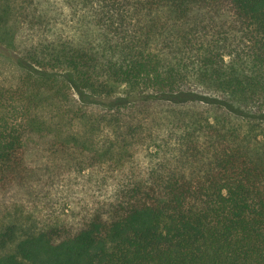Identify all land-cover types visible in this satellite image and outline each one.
<instances>
[{
  "label": "trees",
  "instance_id": "16d2710c",
  "mask_svg": "<svg viewBox=\"0 0 264 264\" xmlns=\"http://www.w3.org/2000/svg\"><path fill=\"white\" fill-rule=\"evenodd\" d=\"M65 2L72 31L38 39L0 0V43L46 74L51 99L62 74L93 99L129 94L78 112L110 136L102 149L0 87V200L44 198L115 148L145 147L149 167L78 227L0 222V264H264V0ZM201 90L215 99L190 103Z\"/></svg>",
  "mask_w": 264,
  "mask_h": 264
},
{
  "label": "rangeland",
  "instance_id": "374dc122",
  "mask_svg": "<svg viewBox=\"0 0 264 264\" xmlns=\"http://www.w3.org/2000/svg\"><path fill=\"white\" fill-rule=\"evenodd\" d=\"M12 8L16 17L15 31L19 35L39 39L46 34H69L72 31L71 12L65 0H12ZM26 66L19 59V55L0 43V87L12 98V101H9L12 108L18 109L19 112L28 108L32 114L62 128L65 133L92 136L98 147H109L110 136L107 132L92 135L90 122L78 117V112L102 111L106 108V103L118 98H127L128 88L119 87L115 95L103 97V100L93 99L89 93L79 92L70 76L62 74L63 79H66L63 95L51 99L49 91L55 89V84L38 81V76L47 77L46 74L35 66ZM30 71L34 75L28 73ZM48 73L52 78L60 77L52 71ZM186 93L194 100L190 103L196 105H205V101L215 99L212 94L202 90ZM132 94V97L139 95L137 92ZM148 167L145 147L137 146L129 150L115 148L111 160L83 174L62 178L44 198L31 200L17 195L0 200V222H15L32 229L63 225L78 227L99 205L108 202L122 184L134 178H144Z\"/></svg>",
  "mask_w": 264,
  "mask_h": 264
}]
</instances>
